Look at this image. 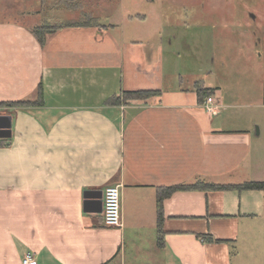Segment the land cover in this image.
Returning <instances> with one entry per match:
<instances>
[{"label": "crops", "instance_id": "crops-1", "mask_svg": "<svg viewBox=\"0 0 264 264\" xmlns=\"http://www.w3.org/2000/svg\"><path fill=\"white\" fill-rule=\"evenodd\" d=\"M121 25L62 24L41 45L21 19L0 18V135L11 132L0 137V264L27 253L36 264H264V189L177 190L158 245L162 189L264 181V125L233 117L235 92L215 91L222 107L209 114L194 88L167 89L161 45ZM40 86L42 104L13 105L37 101ZM140 89L161 94L105 104ZM116 184L122 225L107 227Z\"/></svg>", "mask_w": 264, "mask_h": 264}, {"label": "rangeland", "instance_id": "rangeland-1", "mask_svg": "<svg viewBox=\"0 0 264 264\" xmlns=\"http://www.w3.org/2000/svg\"><path fill=\"white\" fill-rule=\"evenodd\" d=\"M8 1L5 6L13 9L0 18L21 19L31 30L85 20L122 24L146 45L148 40L161 45L167 89L193 90L195 81H202L217 93L221 90L224 99L235 92L241 101L233 117L241 121L252 116L256 127L264 125V100L255 97L264 91V0H74L73 8L64 0Z\"/></svg>", "mask_w": 264, "mask_h": 264}, {"label": "trees", "instance_id": "trees-1", "mask_svg": "<svg viewBox=\"0 0 264 264\" xmlns=\"http://www.w3.org/2000/svg\"><path fill=\"white\" fill-rule=\"evenodd\" d=\"M74 0H64L65 3L69 4V8H73L75 6ZM85 18H89L88 15ZM91 18V17H90ZM85 20L84 23L86 24ZM82 24H71V26H80ZM61 25H47L43 24L40 26H35L32 28L31 32L34 37L40 42L41 45L44 44L46 35L48 33L54 32V30ZM194 90L197 94L198 101L200 104H203L204 101L210 97L214 96L215 90L211 88H207L204 86L202 81H195ZM161 91L156 89H140L133 91H123L120 95H112L106 99V105H121L128 104L131 101L135 100H147L151 97L160 96ZM43 99V89L40 86L38 100L34 102L28 101H20L13 103V105H40L42 104ZM193 189H203V190H227V189H236V190H263L264 189V181H250L242 184H184V185H174L170 187H166L160 191L157 199V228H158V245L161 247L164 244L163 233H162V222H163V200L164 198L170 196L172 193L177 190H193Z\"/></svg>", "mask_w": 264, "mask_h": 264}, {"label": "built area", "instance_id": "built-area-1", "mask_svg": "<svg viewBox=\"0 0 264 264\" xmlns=\"http://www.w3.org/2000/svg\"><path fill=\"white\" fill-rule=\"evenodd\" d=\"M209 114H216L221 104L215 96L208 97L201 105ZM121 185H109L104 191L103 220L107 227H120L122 225L121 215ZM23 264H36L32 253H27L23 259Z\"/></svg>", "mask_w": 264, "mask_h": 264}, {"label": "water", "instance_id": "water-1", "mask_svg": "<svg viewBox=\"0 0 264 264\" xmlns=\"http://www.w3.org/2000/svg\"><path fill=\"white\" fill-rule=\"evenodd\" d=\"M252 16H253V15H252ZM253 18H254V16H253ZM4 128H5V130H7V131H4V133H2V135L4 136V134L7 133V134H8L7 137H10V134H11V132H10V122H9L8 125L5 126ZM2 135H0V137H1Z\"/></svg>", "mask_w": 264, "mask_h": 264}]
</instances>
